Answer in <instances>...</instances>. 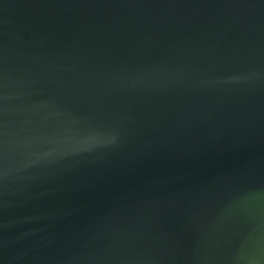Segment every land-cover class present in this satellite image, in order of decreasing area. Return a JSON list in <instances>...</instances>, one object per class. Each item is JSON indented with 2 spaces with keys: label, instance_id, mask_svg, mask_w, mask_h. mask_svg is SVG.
<instances>
[{
  "label": "water",
  "instance_id": "water-1",
  "mask_svg": "<svg viewBox=\"0 0 264 264\" xmlns=\"http://www.w3.org/2000/svg\"><path fill=\"white\" fill-rule=\"evenodd\" d=\"M264 264V0H0V264Z\"/></svg>",
  "mask_w": 264,
  "mask_h": 264
},
{
  "label": "clouds",
  "instance_id": "clouds-1",
  "mask_svg": "<svg viewBox=\"0 0 264 264\" xmlns=\"http://www.w3.org/2000/svg\"><path fill=\"white\" fill-rule=\"evenodd\" d=\"M248 264H253V262L249 261Z\"/></svg>",
  "mask_w": 264,
  "mask_h": 264
}]
</instances>
